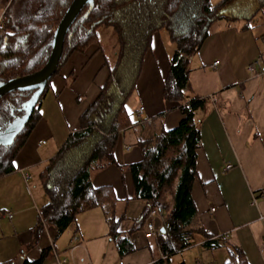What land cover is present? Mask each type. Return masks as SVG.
Masks as SVG:
<instances>
[{"label": "crops", "instance_id": "1", "mask_svg": "<svg viewBox=\"0 0 264 264\" xmlns=\"http://www.w3.org/2000/svg\"><path fill=\"white\" fill-rule=\"evenodd\" d=\"M12 1L0 0V16ZM106 31L111 33V55L104 48L91 49L69 59L49 82L13 171L0 177V264L35 262L45 251L43 264H55L53 252L65 264H264V73L249 72L260 57L264 70V9L250 23H216L190 60L185 97L206 104L195 116L201 138L191 191L196 216L186 227L181 252L167 255L165 237H145V224L140 227L138 221L147 204L134 199L127 168L143 160L141 139L169 132L185 117L180 104L163 97L176 49L165 30L154 36L129 100L133 124L120 135L116 164L92 172L93 186L108 188L113 206L106 202L78 214L61 233L44 222L42 209L49 199L43 198L41 175L106 84V58L115 59L113 35ZM168 200L171 209L173 199Z\"/></svg>", "mask_w": 264, "mask_h": 264}, {"label": "trees", "instance_id": "2", "mask_svg": "<svg viewBox=\"0 0 264 264\" xmlns=\"http://www.w3.org/2000/svg\"><path fill=\"white\" fill-rule=\"evenodd\" d=\"M72 1L10 3L5 12V29L12 35L0 37V82L32 75L44 67L54 32ZM263 9L264 0H221L216 5L212 0H95L88 16L86 7L66 38L56 75L74 54L103 50V30H112L115 59L106 58V84L81 115L79 129L68 136L41 175L49 199L42 209L44 222L61 233L78 214L106 202L113 206L109 189L93 186L92 172L116 164L114 151L120 135L133 124L126 106L136 90L154 36L165 30L176 49L163 97L166 102L180 104L185 117L177 128L150 140L141 139L138 145L143 160L127 168L133 176L134 199L147 204L138 221L140 227L146 223L155 201L169 194L173 205L165 221L170 239H163L162 248L165 254L172 255L171 239L184 248L186 227L196 216L191 191L201 138L195 116L206 104L204 99L188 101L185 97L190 60L202 49L216 23H250ZM47 88L24 130L11 145L0 146V177L13 171V161L40 116ZM31 96V92H15L0 100V132L24 115L23 105ZM110 221L112 230H116L114 216ZM47 253L38 261L25 260L23 264H43Z\"/></svg>", "mask_w": 264, "mask_h": 264}, {"label": "water", "instance_id": "3", "mask_svg": "<svg viewBox=\"0 0 264 264\" xmlns=\"http://www.w3.org/2000/svg\"><path fill=\"white\" fill-rule=\"evenodd\" d=\"M95 0H73L57 26L51 43V53L44 67L28 76L0 82V100L15 92L32 93L31 98L23 105L24 115L16 119L4 132H0V146L11 145L30 121L39 100L49 82L58 73L63 57L64 45L72 26L81 13L88 7L86 16L94 7ZM164 233V230H162Z\"/></svg>", "mask_w": 264, "mask_h": 264}, {"label": "built area", "instance_id": "4", "mask_svg": "<svg viewBox=\"0 0 264 264\" xmlns=\"http://www.w3.org/2000/svg\"><path fill=\"white\" fill-rule=\"evenodd\" d=\"M6 33L5 29V14L0 16V37L4 36ZM264 40V36L262 38ZM217 65H219V61L215 62L213 67L215 68ZM256 69L260 70V74L264 73V70L262 69V59L261 57L258 58L253 65L249 67V72L254 73ZM144 111V108L141 107L139 109V112L142 113ZM232 166H228L227 169H231ZM25 178L29 180L31 177L29 175H25ZM261 197L264 196V190L260 193ZM256 200H254L255 203ZM169 201H167L166 198H160L155 201L154 205L150 207V212L148 215V218L145 223L144 227V235L146 238H154V237H167L169 236L168 231V225L165 221L166 214L168 210L170 209ZM214 211V209L212 210ZM11 217V216H10ZM162 230H164V233H162ZM226 236H224V239ZM172 247L174 250V253H179L182 251V246L179 242L173 241ZM53 259L55 264H65L66 260L61 259L58 255V253L53 252ZM120 264H124V262H120Z\"/></svg>", "mask_w": 264, "mask_h": 264}, {"label": "rangeland", "instance_id": "5", "mask_svg": "<svg viewBox=\"0 0 264 264\" xmlns=\"http://www.w3.org/2000/svg\"><path fill=\"white\" fill-rule=\"evenodd\" d=\"M220 0H212V4H214V5H216L218 2H219ZM110 31L112 32V30L110 29ZM101 33H103V34H101V39L103 40V48L106 50L105 52H106V54H108V55H111V44H110V42L107 40V38H110V35H111V33H109V31H106V30H104L103 32H101ZM165 34H166V32H165ZM5 35L6 36H10V35H12V32H10V31H8V30H6V33H5ZM4 35V36H5ZM113 35V34H112ZM113 36L111 37V43H112V45H113ZM104 40H106V41H104ZM170 50V49H169ZM130 103H129V105H127L126 106V109L128 110L129 108H130V106H131V101H129ZM170 195L169 194H167V195H163L162 196V198H166L167 199V201H169L168 200V197H169ZM43 198H47V196H46V194H45V196H43ZM169 203V202H168Z\"/></svg>", "mask_w": 264, "mask_h": 264}]
</instances>
